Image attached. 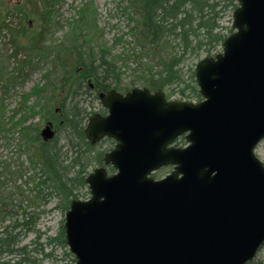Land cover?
Segmentation results:
<instances>
[{
    "label": "water",
    "instance_id": "water-1",
    "mask_svg": "<svg viewBox=\"0 0 264 264\" xmlns=\"http://www.w3.org/2000/svg\"><path fill=\"white\" fill-rule=\"evenodd\" d=\"M221 53L195 64L200 102L134 88L100 95L91 142L114 138L116 168L88 175L65 215L75 264H247L264 245V0H236ZM50 124L41 132L52 139ZM184 136V148L171 145ZM173 166L167 177L150 174Z\"/></svg>",
    "mask_w": 264,
    "mask_h": 264
},
{
    "label": "rangeland",
    "instance_id": "rangeland-1",
    "mask_svg": "<svg viewBox=\"0 0 264 264\" xmlns=\"http://www.w3.org/2000/svg\"><path fill=\"white\" fill-rule=\"evenodd\" d=\"M128 5L129 0H49L45 4L43 0H0V201L9 206L8 210L16 211L18 223L24 221L26 212L34 218L29 232L22 229L26 234L17 238L14 249L31 251L30 243L36 236H41L40 244L46 243L65 223L66 212L57 206L59 199L43 197L40 191L38 153L45 143L40 134L50 122L57 145L66 142L64 113L77 86L74 82L81 75L74 47L93 51L96 57L104 50L107 58L121 67L117 91L145 88L151 92L140 76L156 61L138 44L133 21L136 16ZM233 11L228 7L220 19L223 33L232 29ZM35 39L40 43L36 44ZM165 51L171 52L172 48L167 45L162 52ZM221 51L218 46L216 52ZM205 57L208 56L201 54L195 59L194 67ZM83 90L73 97L75 102L84 100L80 107L89 114L81 124L85 128L90 114L98 113L102 105L92 89L84 97ZM171 99L180 100L176 95ZM182 101L196 103L188 98ZM93 146L101 163L94 164L90 173L104 165L109 147L105 143ZM255 150L257 158L264 162V139ZM171 170L160 169L155 176L165 177ZM47 173L45 180L49 182ZM86 192L84 187H78V199H86ZM61 202L67 201L63 198ZM42 233H47V238ZM43 254L50 256H34L39 264L71 263L65 248L52 255L47 246ZM255 257L248 264H264V247Z\"/></svg>",
    "mask_w": 264,
    "mask_h": 264
},
{
    "label": "trees",
    "instance_id": "trees-1",
    "mask_svg": "<svg viewBox=\"0 0 264 264\" xmlns=\"http://www.w3.org/2000/svg\"><path fill=\"white\" fill-rule=\"evenodd\" d=\"M43 1L45 4L49 0ZM128 6L136 16L133 21L138 44L149 58L156 61L154 66L146 68L145 74L140 76L148 85L146 87L151 91H164L167 98L176 95L180 100L188 98L200 101L201 95L194 78V61L201 54L215 57L216 48L222 47V43L232 32V29H229L223 33L225 28L221 27L220 19L224 16L225 9L237 7V1L129 0ZM35 42L40 43L38 39H35ZM167 45L172 51L162 52ZM74 48L78 57L76 61H79L76 68L81 75L76 78L74 83L77 86L74 85L75 89L71 94L77 96V89L82 86L87 92L90 89L89 81L96 89L102 91L118 88L122 77L121 67L108 59L104 50L96 57L93 51L85 52L77 46ZM77 62H74V65ZM67 64L65 63V68ZM128 88L130 90V87ZM73 95L71 104L67 105L64 113L66 142L63 145H57V140L42 143L38 153L40 191L43 197L59 199L57 206L64 211L69 208L72 200L78 199V187L87 189L85 177L91 167L101 163L100 157L93 153L95 146L91 145L83 134L84 128L81 124L89 114L80 107L83 102H75ZM46 172L48 187L44 180ZM86 193L89 194L88 189ZM63 198L67 202L61 204ZM8 207L0 204V264H39L34 256L44 257L43 248L36 252V248L31 251L27 248H13L17 243V235L14 232L18 224L8 223L5 229L2 226L3 221L7 223L11 218H8V214L12 212ZM13 220L17 223L19 219L16 217ZM72 257L74 264L75 257Z\"/></svg>",
    "mask_w": 264,
    "mask_h": 264
},
{
    "label": "flooded vegetation",
    "instance_id": "flooded-vegetation-1",
    "mask_svg": "<svg viewBox=\"0 0 264 264\" xmlns=\"http://www.w3.org/2000/svg\"><path fill=\"white\" fill-rule=\"evenodd\" d=\"M89 87H90V89L86 92L85 91V87L84 86H82L80 89H79V91H81V90H83V92H82V96L84 97V96H87V94H88V92H90V90L92 89V93L94 94V97L95 98H97L98 99V101H100V103H101V108H100V111L98 112V113H95V114H98V115H102V116H104V117H106L108 114V110H107V108L104 106V104L102 103V100H101V97H100V95L102 94V93H104V94H107V93H109V91H114V92H117V93H121V94H123V95H126L127 93H129V92H131V90L129 91V92H127V93H125V92H119V91H117V89H114V88H109V90H107V91H102V90H98V89H96L95 87H94V85L93 84H89ZM77 92H78V89H77ZM153 92V91H152ZM76 100V99H75ZM80 102H84V100H80ZM84 113V112H83ZM92 115H94L93 113H91L90 114V116H92ZM50 124H52V122H50ZM83 131H85V128L83 129ZM54 132V131H53ZM54 138H52V139H50V140H47V143H48V141L49 142H54L55 140H57L56 138H55V132H54V136H53ZM101 143H105V144H107L109 147H108V149H107V152L105 153V154H107L108 152H111L113 149H115L116 147H117V141L115 140V139H110V138H103V139H101V141H99V142H95V143H93V145H99V144H101ZM187 143L188 142H186L185 141V137L184 136H182V137H179L178 139H176V141L174 142V144H173V147H185V146H187ZM105 154H104V156H105ZM105 158V157H104ZM104 162V161H103ZM102 167H105L106 169H107V172H108V175H113L115 172H116V168L115 167H112L110 164H106V163H104V165L102 166ZM169 168H171L172 170H171V172L173 171V167H170V166H168ZM167 168V167H166ZM166 168H162V169H166ZM159 171H160V169L159 170H157L152 176L154 177V179H160V178H157L155 175H156V173L158 172L159 173ZM170 172V173H171ZM167 174H169V173H167ZM166 177V176H165ZM161 178H163V177H161ZM45 180V179H44ZM45 182H46V187H48L49 186V182L47 181V180H45ZM45 184V183H44ZM0 204H2L1 203V201H0ZM3 205V204H2ZM11 206H13L14 207V205L12 204ZM11 208V207H10ZM9 211H12V212H10L8 215V218L9 217H11L8 221H7V223H4V221H3V224H2V226H4L3 227V229H5V227H7V224L8 223H14V224H18V228L15 230V232H14V234H16L17 235V238L20 236V235H22V236H25V234L26 233H22V229L24 230V231H27V232H29V225H30V222H32L33 221V216L31 215V213H28V212H26L25 213V216H26V218H24L22 221V223H18L19 222V220H18V222L17 223H15V220H13V219H15L16 217L18 218V219H20L19 218V215L16 213V211L12 208V209H9ZM66 212V211H65ZM13 215H15V216H13ZM12 216H13V218H12ZM29 217V218H28ZM0 223H2L1 221H0ZM62 230H63V232H62ZM65 229H64V226L63 227H61L60 229H59V232H58V234L57 235H55V237L54 238H52V239H49V240H47V242L46 243H42V244H40L39 242H40V240H41V236H39V237H37L36 236V239H34V240H32L31 241V243L30 244H32L33 245V248H36L35 249V252L36 251H40L42 248L45 250L46 248H47V246H49V248H50V250H51V254L53 255V253L54 252H56V250L57 249H60V248H65V254H66V257H70V259H71V263L70 264H73L72 263V254L69 252V249H68V251H67V244H66V238H65V231H64ZM47 233H42V237L44 238V237H46L47 238ZM63 239H64V242H63ZM63 243V244H62ZM45 256H50V255H48V254H44Z\"/></svg>",
    "mask_w": 264,
    "mask_h": 264
}]
</instances>
